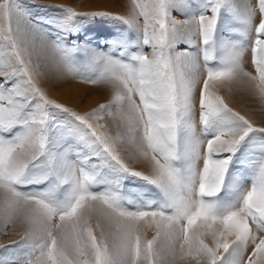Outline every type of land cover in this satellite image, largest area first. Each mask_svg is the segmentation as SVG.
Wrapping results in <instances>:
<instances>
[{
	"label": "snow or ice",
	"instance_id": "snow-or-ice-1",
	"mask_svg": "<svg viewBox=\"0 0 264 264\" xmlns=\"http://www.w3.org/2000/svg\"><path fill=\"white\" fill-rule=\"evenodd\" d=\"M49 7L0 0V224L24 228L0 264H264V127L212 91L242 75L264 104V0L60 8L54 36L33 21ZM106 24L123 27L101 46L89 31ZM29 31L60 78L105 85L109 102L81 115L50 100ZM249 46L255 75L242 68Z\"/></svg>",
	"mask_w": 264,
	"mask_h": 264
},
{
	"label": "rangeland",
	"instance_id": "rangeland-1",
	"mask_svg": "<svg viewBox=\"0 0 264 264\" xmlns=\"http://www.w3.org/2000/svg\"><path fill=\"white\" fill-rule=\"evenodd\" d=\"M86 1H76L69 0L67 2H58L55 0H36L37 3L43 5H50L52 7L42 8L38 11L34 10L33 21L37 20V17L40 18L42 23V29L47 30L50 34L54 36V29L49 21L60 17V8H71L77 13H90V12H109L102 9H86ZM94 0L88 1L89 5L93 4ZM126 5H128L129 0H125ZM26 2V0H25ZM237 3H244L245 0H236ZM250 2L255 5L257 0H250ZM127 11V9H126ZM123 11L124 14H119L115 12H109L116 15H127V12ZM173 16L177 19L180 18V13L173 12ZM121 25H97L94 26L89 31V36L95 37L96 41L99 42L101 46H103L104 37H111L116 35L117 32L122 28ZM236 27H239V24H236ZM83 35V33L81 34ZM233 39H239L238 33L233 32ZM29 41L34 40V54L31 57V63L33 65L39 60L43 75L37 77L39 86L45 91L47 97L50 100L55 101L56 103L62 104L67 108H70L72 111L78 112L83 115L85 113L91 112L93 109L98 108L101 104H107L111 99V89L105 85H92L87 83H82L79 79L73 78L71 76H65L64 78H60L57 75V70L55 67L51 65L52 53L50 51V45H47V41L43 40L42 37L37 34L33 36L32 32H28ZM199 43V41H197ZM42 44L47 45L43 47ZM186 45H180V48L183 49ZM106 50V48L104 49ZM146 51L150 52L151 49H147ZM25 62H29V58L27 56L24 57ZM201 64L203 61L201 60ZM48 65V67H44ZM242 68L245 72L252 73L255 75V71L253 65L251 63V48L249 46L248 51L245 52L244 57L242 58ZM222 83V84H221ZM66 84V86H63ZM228 88V89H227ZM226 89V90H225ZM77 91L76 100L68 94L71 92ZM212 91L221 96L227 104V106L232 109V111L239 113L244 116L246 119L250 120L253 125L257 128L264 127V104L258 98L255 93V85L250 82L246 77L240 75L237 76L230 83L227 81H218L215 82ZM229 91V92H228ZM75 93V92H74ZM138 99V98H137ZM246 100L243 104H239ZM241 101V102H240ZM240 105H243L241 107ZM115 112V109H113ZM196 118V126L197 132H199V113L198 111L195 113ZM108 125L109 131L112 134H115L117 131L116 123L113 121L111 117L105 118ZM119 120V116H117V122ZM95 123V121H93ZM122 130V129H121ZM134 152V149H133ZM121 155L125 162L128 164L130 168L136 171H141L144 174H148L149 167L142 160L137 159L134 155L130 154L128 151L121 150ZM139 165H142L140 168ZM202 167V162L201 165ZM131 184H135V181L130 182ZM90 223L95 227V218H93ZM24 231L23 226L19 222V220L14 221L13 223L4 226L0 224V255L3 254L4 248H14L16 243L21 240L22 233ZM154 234V229H148L145 232V238L151 239ZM98 235V233H97ZM204 242L209 246H212V238L209 236L203 237ZM221 251H223L221 249ZM251 253L247 252L245 254V260L247 259V255Z\"/></svg>",
	"mask_w": 264,
	"mask_h": 264
},
{
	"label": "bare ground",
	"instance_id": "bare-ground-1",
	"mask_svg": "<svg viewBox=\"0 0 264 264\" xmlns=\"http://www.w3.org/2000/svg\"><path fill=\"white\" fill-rule=\"evenodd\" d=\"M55 1L67 2L69 0H55ZM76 1H78V0H76ZM79 1H85V0H79ZM88 1H91V0H87L86 1V3H87L86 4V9H102V10H105V11L115 12V13H119V14H121L123 11H126V9H127V5H126V1L125 0H94L93 4L91 3L90 5L88 4L89 3ZM122 14H124V13H122ZM63 86H66V84H64ZM74 92L69 93L68 96L70 97L72 95L71 98L73 97L76 100L77 91H74ZM245 101L246 100H243V102L240 101L241 103H239V104H243L244 105ZM243 105H240V106L244 108ZM139 166H140V168L142 167V165H139ZM148 171H149L148 172V174H149L150 173V169H148ZM229 239H232V238H229ZM250 251H251V244H249V248L247 249V252H250Z\"/></svg>",
	"mask_w": 264,
	"mask_h": 264
}]
</instances>
